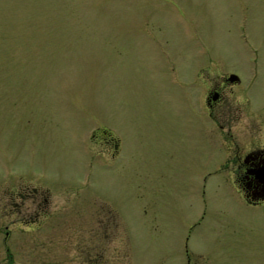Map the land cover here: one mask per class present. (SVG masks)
<instances>
[{
	"label": "rangeland",
	"instance_id": "374dc122",
	"mask_svg": "<svg viewBox=\"0 0 264 264\" xmlns=\"http://www.w3.org/2000/svg\"><path fill=\"white\" fill-rule=\"evenodd\" d=\"M230 73L231 131L264 128V0H0V264H264L202 102Z\"/></svg>",
	"mask_w": 264,
	"mask_h": 264
},
{
	"label": "flooded vegetation",
	"instance_id": "af4514ba",
	"mask_svg": "<svg viewBox=\"0 0 264 264\" xmlns=\"http://www.w3.org/2000/svg\"><path fill=\"white\" fill-rule=\"evenodd\" d=\"M232 75L233 74L230 73L224 76V78L218 83L212 85L210 90H207V87H205V98L203 96L202 102H204L206 108L209 109L211 119L217 124L219 134H224L225 132L223 131L226 129V135L228 136V134H230L233 138V148L229 151L231 155L227 159V165L231 164L235 167L234 180L239 190L243 193L249 203H259L264 201L263 198L258 197L261 187L264 184V181H262L264 180V134L262 136L259 133V131H262L264 128L260 125L257 127V123L254 122V119L249 118L247 122L251 125L245 129V134L239 136V133L234 134L231 131L233 128L232 124L240 123L242 118L240 110H238L237 107L236 110L228 109L230 105L227 96H225V91H228L229 88L236 86L241 82L240 77L232 80ZM257 133L258 135H256ZM106 138L107 141L114 144L115 150L117 151V140L111 138L110 134ZM22 196L24 200L31 196L34 203L36 202L35 200H38L37 204L39 203V207L42 209V212H40L43 218L41 225L46 226L49 215L48 211L50 210L46 206L48 202L46 191H40L37 187H33V189L25 192ZM11 203L18 207L15 202L11 201V190H6L0 195V209L5 212L4 216L6 217L8 215L11 217ZM14 210H16L15 207ZM60 210H62V208H60ZM51 213L52 212L50 211V214ZM5 226L8 227L7 224ZM95 236L93 226L79 230L77 225L74 230L66 235L65 239L69 245L75 248L76 251L81 245H92L91 247H94V245L99 244V242H95ZM75 257H78V251H76ZM90 261V264H97L96 262H98L95 258H92Z\"/></svg>",
	"mask_w": 264,
	"mask_h": 264
},
{
	"label": "water",
	"instance_id": "95a60500",
	"mask_svg": "<svg viewBox=\"0 0 264 264\" xmlns=\"http://www.w3.org/2000/svg\"><path fill=\"white\" fill-rule=\"evenodd\" d=\"M238 78H239V76H238V75H235V74H233V75L231 76V79H232V80H235V79H238ZM262 181H264V180H262ZM258 197H261V198L264 199V184H263V186L261 187V191H260V193L258 194Z\"/></svg>",
	"mask_w": 264,
	"mask_h": 264
}]
</instances>
